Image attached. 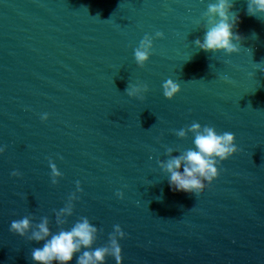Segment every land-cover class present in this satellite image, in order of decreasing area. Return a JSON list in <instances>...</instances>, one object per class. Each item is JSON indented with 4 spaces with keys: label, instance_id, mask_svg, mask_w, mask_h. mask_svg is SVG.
Returning a JSON list of instances; mask_svg holds the SVG:
<instances>
[{
    "label": "water",
    "instance_id": "water-1",
    "mask_svg": "<svg viewBox=\"0 0 264 264\" xmlns=\"http://www.w3.org/2000/svg\"><path fill=\"white\" fill-rule=\"evenodd\" d=\"M213 2L0 0V264H37L31 251L44 242L9 230L29 215L49 217L53 233L88 217L100 229L93 248L121 225L123 264H264V14L233 0L241 51L206 52L194 41ZM156 31L165 37L142 68L134 49ZM168 78L181 85L173 99ZM141 82L146 98L128 96ZM194 121L234 133L240 149L198 196L174 191L158 163L167 147H194L173 131ZM74 192L73 215L57 225Z\"/></svg>",
    "mask_w": 264,
    "mask_h": 264
},
{
    "label": "clouds",
    "instance_id": "clouds-1",
    "mask_svg": "<svg viewBox=\"0 0 264 264\" xmlns=\"http://www.w3.org/2000/svg\"><path fill=\"white\" fill-rule=\"evenodd\" d=\"M233 7V0H216L208 4L207 11L203 13L207 22L205 35L203 39L197 38L194 41L199 49L206 52L224 51L227 54L241 51L240 41L244 37L234 31L238 25L239 16L232 11ZM259 14H264V0H247V15L259 18ZM164 37L163 31H156L154 35L151 33L144 35L134 49V58L140 67L143 68L152 56L154 40ZM256 65L259 69L260 63ZM223 79L229 80L227 76ZM162 88L163 95L168 99H173L181 91L180 83L172 78L165 80ZM148 91L149 85L143 82L128 85L126 88L128 96L140 100L146 98L145 93ZM48 118V113H43L41 116V119L45 121ZM173 131L179 138H187L191 133L194 137V147L184 150L167 147L168 159L158 161L159 166L168 174L169 184L174 191H185L198 196L220 176L221 162L240 150L236 144V136L229 131L220 133L214 126L202 125L196 121ZM5 151L6 146L0 147V154ZM173 153H178V155H173ZM49 165L52 183L58 184L63 173L51 158H49ZM12 175L20 176L22 173L16 170L12 172ZM76 185L77 191L82 192L81 182L76 181ZM116 195L121 199L124 198L122 190H118ZM77 199L79 197L76 193H72L66 206L55 212L57 225L63 226L67 223V217L73 215L75 206L73 201ZM9 230L27 237L30 241L44 242L42 247L33 248L31 251V259L37 264H68L76 254H79L76 264H107V258L110 256L115 259L116 264H123V248L120 240L127 234L119 224L114 225V231L109 234L108 243L97 248H93V245L98 239L100 229L86 216L80 217L70 229L66 230L61 227L56 233L52 232L50 219L47 216L41 217L40 222L35 223L31 215L13 220Z\"/></svg>",
    "mask_w": 264,
    "mask_h": 264
}]
</instances>
